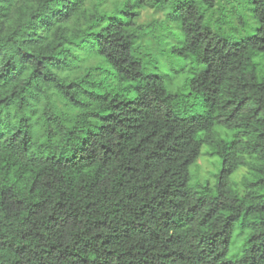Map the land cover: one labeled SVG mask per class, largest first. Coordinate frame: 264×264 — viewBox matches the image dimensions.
<instances>
[{"label":"trees","instance_id":"1","mask_svg":"<svg viewBox=\"0 0 264 264\" xmlns=\"http://www.w3.org/2000/svg\"><path fill=\"white\" fill-rule=\"evenodd\" d=\"M221 1L0 0V264H264V0Z\"/></svg>","mask_w":264,"mask_h":264},{"label":"rangeland","instance_id":"2","mask_svg":"<svg viewBox=\"0 0 264 264\" xmlns=\"http://www.w3.org/2000/svg\"><path fill=\"white\" fill-rule=\"evenodd\" d=\"M221 3L224 5L226 3L225 0H222ZM165 13L160 9L145 7L140 11V16L137 19V23L146 26H150L154 28V34L160 35L163 30L159 26V23L164 21ZM173 28L176 29L177 26L173 25ZM150 47L152 48V52L154 53L156 59L160 62L161 65L168 68V58L167 54L163 52V48L166 46L160 45L156 39L149 35L147 36ZM146 39V38H145ZM165 42L168 44L174 43V39L170 34L167 35ZM90 62H96V59L91 58ZM264 63V59L262 60ZM186 72L185 70L183 71ZM183 72L178 71H170V78L168 80V84L171 86L172 84H177L179 79L183 76ZM60 106V104H58ZM206 151V150H205ZM204 153L197 159V161L189 168L191 173L192 180L191 184H196L198 182L208 181L210 184H214L215 182V174L219 169V164L216 158L211 157ZM247 173L246 168H239L233 175L232 181L236 183L238 186L240 185L241 178Z\"/></svg>","mask_w":264,"mask_h":264}]
</instances>
